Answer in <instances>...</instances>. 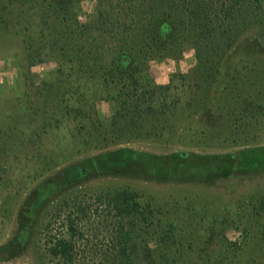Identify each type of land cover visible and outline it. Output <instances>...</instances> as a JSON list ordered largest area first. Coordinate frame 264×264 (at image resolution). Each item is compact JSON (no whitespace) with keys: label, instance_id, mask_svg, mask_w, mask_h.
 <instances>
[{"label":"rangeland","instance_id":"rangeland-1","mask_svg":"<svg viewBox=\"0 0 264 264\" xmlns=\"http://www.w3.org/2000/svg\"><path fill=\"white\" fill-rule=\"evenodd\" d=\"M234 1L0 0V79L4 80L0 84V264H59L51 259L46 246V227L58 203L74 194L91 206L85 239L77 244L79 264H107L116 253L109 250L112 234L105 227L109 223L97 196L123 189L137 193L142 204L152 210L142 237L148 250L142 251L138 238L131 253L133 264H264V254L254 242L261 226L254 225V201L264 198V172L240 169L220 175L194 165L187 176L176 174L178 168L175 170L170 164L173 156L183 153L223 156L264 146V108L254 106V120L240 124L247 135L238 144L224 142L223 138L200 139V132L207 127L215 133L214 130L225 132L223 137L236 127L201 123L197 117L200 108L194 103L185 110V116H191L182 124L189 130L179 139L116 143L110 139L106 145L102 138L106 130L113 129L114 108L109 100L103 97L96 102L94 118L103 129H91L93 124L85 118L84 126L77 121H63L58 127H51L48 118L57 108L47 110L44 99L35 91L54 80L60 71L58 58L51 54L49 46L54 30L67 36L70 28L96 23L104 11L129 25L114 31L109 27L108 37L99 43L106 47L104 62L116 56L117 41L110 39L111 32L122 35L127 31L129 36L133 34L132 41L136 38L139 42L138 49H145L148 41L142 36L140 22L145 21V26L150 27L154 21L171 20L179 39L169 44L166 53L156 51L146 58L137 51L139 60L149 61L141 79L157 86H166L175 79L182 92L185 85L179 77H192L200 70L198 50L203 49L204 60L221 61L217 64L219 69L215 64L211 68L210 63L201 70L221 72L205 93L220 98L227 86L228 92L235 91L242 100H258L259 94L264 95V81L259 84L257 79H264V70L261 75L255 73L254 61L264 62V18L254 9V0H236L238 5ZM198 5L212 19V30L219 18L225 22L216 36L200 39L201 45L194 37L199 31L189 22L197 16ZM64 69L67 73L70 70L67 65ZM79 77L85 94H105L101 86L87 84V74ZM259 85L263 86L261 93ZM260 98L264 103V96ZM34 104L37 112L33 111ZM219 109L211 106L214 113L223 111L224 115L237 113L241 106L235 103ZM123 150L165 160L154 165L143 159L121 166ZM75 165L89 173L78 179L64 173V168ZM60 228L59 224L51 227V233L60 234Z\"/></svg>","mask_w":264,"mask_h":264},{"label":"trees","instance_id":"trees-1","mask_svg":"<svg viewBox=\"0 0 264 264\" xmlns=\"http://www.w3.org/2000/svg\"><path fill=\"white\" fill-rule=\"evenodd\" d=\"M234 3L238 5V1L235 0ZM202 8L203 6L198 5L195 10L197 16L191 21L189 20V22H192V28L199 31L197 35L193 36L200 45V39L204 40L216 36L217 31L225 26V22L219 18L216 26H214L215 30H212V19L204 15ZM254 9H257L256 11L264 18V0H254ZM62 12L64 13V9H62ZM140 23H143L140 29L143 33L142 36L147 38L148 46H145V49L142 47L138 49L139 42L136 41V38L132 41L133 34L129 36L127 31L123 32L122 35L111 32V38H109L114 42L117 41V43L115 42L117 50L114 51L116 56L110 62H104L106 47L103 43H101L102 45L99 43L108 37L106 34L109 27H112V31H114V28L122 30L129 26L123 24L119 18H114L111 14L102 11L99 20L94 24L81 29H78L77 26L74 28L69 26L70 30H68L67 36H64L61 32L56 33L57 28L54 30L49 46L51 54L56 55L58 58L60 71L54 80L45 82L41 88L35 89L37 95L44 99L47 110H51L53 106L57 108V111H53L48 118L49 125L58 127L65 121L67 123L77 121L76 123L84 126L85 122L82 119L85 118L93 124L91 129L94 127L97 131L103 129L100 127L99 122L95 120L94 115L96 113V102L104 97L112 103L114 111L113 129L106 130L105 133L110 134L111 137L109 138L104 134L102 141L107 143L112 139L113 143H116L118 140L128 141L133 139L165 142V139L168 138L179 139L182 133L189 130L188 126L182 125L191 116H185V110L195 103L200 108L197 117L201 123L208 124V126H222V124H225L232 126V128L235 126L238 129L232 130L226 137H223L222 134L225 132L214 130L215 133L207 127L205 131L200 132V139L202 137L204 140L207 138L211 140L223 138L224 142L238 144L245 134L240 124L254 120L256 114L251 110L254 109V106L258 109L264 108V103L260 102V95H264L257 94L258 100H252L251 98L242 100L235 91L228 92L227 86L223 87L221 95L224 96L220 95V98L205 93L208 89L211 90V86L217 82L221 72L216 70L214 73L213 71L205 73L201 70L206 66H210V63L212 64L211 68H215L213 66L215 64L219 69L221 61L210 62L204 60L205 52L203 49L198 50V68L200 70L198 69L197 72L192 73V77L190 75L179 77L181 83L185 85L182 92L175 84V79L166 86H157L152 82L141 79V75L149 61L148 59L139 60L136 57L137 51L146 55V58L153 56L156 51L166 53L169 44L177 41L179 36L176 26L171 20H168V22L157 20L152 22L150 27L149 24L145 26V21ZM163 25H168L171 28V32L167 33L166 37L161 36ZM135 27L138 28V26ZM66 65L70 69L68 73L64 69ZM259 66H262V68L259 69ZM255 68H257L255 73L261 75V71L264 70V62L254 61ZM80 74H87L85 80L87 84L89 86H101L105 90V94L92 92L91 95H87L82 92L84 84L79 77ZM257 81L261 84L264 79L258 77ZM259 86L261 88L258 87V89L261 93L263 86ZM31 88L34 89V87ZM194 92H197L196 95ZM30 97L31 94L28 92V98ZM72 100L76 102L74 101L71 104L70 101ZM235 103H239V106H241V110H238L237 113L224 115L223 111L214 113L211 110V106L223 110L229 106H234ZM35 106L34 104L33 111L37 112L38 108ZM248 108L249 111L246 110ZM181 112H183V116H180L182 115ZM257 123L259 122L256 121ZM44 125L46 126V124ZM259 125L257 124V126ZM78 131L80 135L83 132L81 128ZM217 133H220L221 137L216 138ZM36 135L41 136V134ZM257 137V135L253 136L254 139H257ZM247 140L250 142V139L247 138ZM121 154V160L119 161L121 166H125L126 162L141 161L143 159L154 165L165 160V158H157L147 154H137L131 150H123ZM106 157H109V155L107 154ZM170 164L175 170L178 168L176 174L187 176L190 175L191 167L194 165H201L207 170V173L212 169L220 175L230 174L234 170L240 169L264 172V146L245 148L237 153L223 156L199 157L183 153L173 156ZM63 171L65 174L68 173L69 176L77 179L79 177L83 178L89 173L87 170H80L78 165L68 166ZM97 201L101 205L100 208H103L106 212L105 217L109 226L105 227L112 234L109 250L116 253V257L110 261L108 260L107 264H133L131 253L135 251V243L138 238H141L142 251L146 252L148 250L149 245L145 239L142 240V237L145 233L144 225H148L152 216L150 206H144L139 195L128 189L98 195ZM98 211L96 209L95 212L98 213ZM90 215L91 206L75 194L65 196L53 209L50 223L46 227L48 234L45 235L47 237L45 239L46 246L53 261L57 260L59 264H79L77 244L80 239H85L86 225L90 221ZM263 218L264 198L254 201V225H261L259 233L254 236V242L258 246V251L264 254ZM58 224L62 230L60 234L51 233V227ZM92 264H95V262Z\"/></svg>","mask_w":264,"mask_h":264},{"label":"clouds","instance_id":"clouds-1","mask_svg":"<svg viewBox=\"0 0 264 264\" xmlns=\"http://www.w3.org/2000/svg\"><path fill=\"white\" fill-rule=\"evenodd\" d=\"M165 29H167V31H165ZM169 32H171V28L168 25H163L161 28V36L166 37Z\"/></svg>","mask_w":264,"mask_h":264},{"label":"built area","instance_id":"built-area-1","mask_svg":"<svg viewBox=\"0 0 264 264\" xmlns=\"http://www.w3.org/2000/svg\"><path fill=\"white\" fill-rule=\"evenodd\" d=\"M0 84H4L3 78L0 79Z\"/></svg>","mask_w":264,"mask_h":264}]
</instances>
